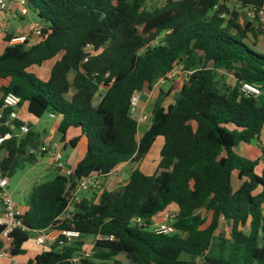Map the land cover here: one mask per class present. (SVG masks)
Listing matches in <instances>:
<instances>
[{"label":"trees","instance_id":"trees-1","mask_svg":"<svg viewBox=\"0 0 264 264\" xmlns=\"http://www.w3.org/2000/svg\"><path fill=\"white\" fill-rule=\"evenodd\" d=\"M26 2L41 31L0 55V107L13 93L33 120L46 114L59 120L61 143L77 128L87 144L69 175L57 169L32 184L10 256L26 254L32 231L59 228L96 237L84 264H264V166L258 170L259 159L238 152L241 144H261L264 129V102L243 89L264 87L258 16L264 0H166L152 10L146 0ZM52 60L47 80L30 71ZM179 66L190 72L188 79L179 90L174 82L167 93L158 92L151 125L139 137L130 113L133 93L150 97L158 79ZM7 131L14 130L0 126V133ZM36 135L30 129L1 147L8 179L37 161L29 146ZM80 136L69 140L72 148ZM158 137L164 140L160 161L147 175L139 167ZM126 161L134 168L121 188L93 191L70 220L59 219L80 180L105 178ZM172 206L175 233L153 232V218ZM134 218L142 224L133 225ZM221 221L228 234L219 231ZM83 245L53 244L26 264H71Z\"/></svg>","mask_w":264,"mask_h":264},{"label":"built area","instance_id":"built-area-1","mask_svg":"<svg viewBox=\"0 0 264 264\" xmlns=\"http://www.w3.org/2000/svg\"><path fill=\"white\" fill-rule=\"evenodd\" d=\"M0 12H6L12 17H25L30 13V9L26 0H0ZM250 19L254 18V13L247 12ZM260 25L264 27V9L258 11ZM41 31V24L39 22L30 21L28 26L23 32L17 35H13L9 40V45L23 44L30 39H35ZM190 72H184L179 69H173L167 72L164 76L160 77L155 83L152 92L159 87L164 86L168 82L177 81L183 83L188 79ZM244 91L251 93L255 96L260 94V90L257 86L251 84L243 85ZM141 95L138 92H134L131 98L130 113L132 115L139 114L138 122L146 120L147 116L139 111V103ZM20 97L13 93H8L3 97L1 111H0V126L10 127L13 132L7 131L0 133V165H1V147L6 141L13 139L14 137H23L28 134L30 127L23 123L19 126L15 125V120L18 118V109L20 107ZM6 112V116L3 114ZM54 117L53 115H51ZM31 149V148H30ZM39 154L48 155L52 165L56 169L60 170L63 174L69 175L70 170L66 168V163L63 158V154L60 151H49L46 146H39L36 150ZM31 149V153L36 152ZM9 179L4 176L0 168V198L2 202V208L0 211V263L4 259H13L10 256L8 250L12 242V234L18 228H23L22 210L17 206L13 200L11 194L8 191ZM103 178L94 174L79 181L75 190L70 193L67 201V205L60 215V220H70L73 214L77 211V205L81 202L82 192L100 193L103 191ZM160 222H152L151 229L157 234L171 235L175 233L173 227L174 220L176 218V212L165 211L161 213ZM142 220L140 218H134L132 220L133 225H141ZM34 243L37 246L48 245L49 243L57 244L58 247L64 245H72L75 242L81 241V233L73 229H59V228H46L41 230H34ZM92 251L82 250L72 257L71 264H84L83 260H87L91 257ZM16 262V260H15Z\"/></svg>","mask_w":264,"mask_h":264},{"label":"crops","instance_id":"crops-1","mask_svg":"<svg viewBox=\"0 0 264 264\" xmlns=\"http://www.w3.org/2000/svg\"><path fill=\"white\" fill-rule=\"evenodd\" d=\"M243 12L245 15H247V11H243ZM30 14L31 13H29L25 17H12L6 12H0V39L2 41L1 42L2 46L0 45V55L3 53L6 46L9 45L6 41H4L5 36L8 34L17 35V34H20L21 32H23L25 30V28L28 26L29 22L33 21L30 18ZM15 19L18 20V24L12 26L10 21L15 20ZM33 22H38V21H33ZM55 61L56 60L49 61L50 64L48 66H46L45 65L46 63H45L41 67H32L30 69V71H32V69H35L36 72H34V71H32V72H34L39 78H41L43 80H47L49 77V74H50V70H51L52 66L54 65ZM181 68L182 67L179 66L177 69L181 70ZM42 69L45 71L44 72L45 74L43 76L38 75L37 70L41 71ZM225 74H226V76H228V78H231V76L228 73H225ZM174 82L177 83V81H174ZM174 82H172V84ZM180 85H181V83H180ZM162 88H163V86L159 87L156 91L154 90L151 93L150 97H142L141 96V99L142 98L146 99L145 102L139 103V111L142 112V114H144L146 116L148 115L146 112L147 107L151 104L154 105L156 98L158 97L157 92L160 91ZM258 88L260 90V94L258 96L261 98L263 96L264 87H258ZM72 94H73V92L69 93V96H71ZM1 99H2V94L0 93V103H1ZM0 111H1V107H0ZM151 111H150V114H151ZM17 113H18V119L20 121H22V123L27 124L31 130H32V127H31L29 121H34L37 123L42 119L41 118L39 121L33 120L27 112L26 105H21L19 107ZM48 118L52 121L53 124H52L51 130L49 132H46V130H42L43 135H44L43 138H41L40 133L37 132L36 136H38V140L40 142L39 146H46V147H48L49 151L57 150V151L62 152V154L65 152L67 147H69L74 153L72 156L66 157V159H64V161L66 163V168L68 170L72 171L74 169V167L76 166V164L85 155L86 144H87L86 138L83 136H80V130L79 129L70 128L67 132L65 143H61L60 142V134L57 131L59 120L56 119L55 117H52L51 115H48ZM150 125H151V119L148 120V116H147L146 120H144L142 122H138V136L141 137L142 134L150 127ZM53 130H55L58 134V139H57L58 141L55 143H53V141L55 139L54 136L52 135ZM78 136H80V139L77 143V147L72 148L69 145V140L74 138V137H78ZM260 139H261V144L254 142V143L249 144V145L241 144L238 147V152L240 153V155L247 157L249 159H259L260 160V165L257 168L258 170L262 169V167L264 166V156L262 155V150L258 148V147H260V148L264 147V129L261 132ZM163 143H164V140L162 137L156 138V140L153 143L149 153L144 158V160L141 162L139 168L145 174L152 175L156 171L158 164H159V161H160V151H161V148L163 146ZM52 147H53V150H51ZM39 155L41 156L42 154H39ZM44 156H48V155L44 154ZM49 164L52 165L50 159H49ZM52 166L57 171L55 166L54 165H52ZM133 168H134V164L131 161H126V162L119 164L108 176L103 178V185H104L103 189H105L107 191H114V190H118L119 188H121L128 181L129 174ZM82 193L83 194L81 195V197H91L92 196L91 192H82ZM101 193L102 192L98 193V195H100ZM16 204L22 211H25L27 209L26 202L22 205L18 204V203H16ZM168 210L175 212V207L172 206ZM161 218H162L161 213H159L153 218L152 222H160ZM222 224H224L226 226L227 230H229V226L224 221H221V225ZM221 225H220V227H221ZM33 237H34V233L31 232L30 239L28 241L29 244H28L27 248L23 246V248L26 250V254L24 256L13 257V259H4L1 261L0 264H12L15 262V260L17 263L18 259H20V258L23 259V262L27 263V261L29 259H33L36 255L43 252L44 250L42 251L39 246L35 245ZM48 245L51 246L53 244L49 243Z\"/></svg>","mask_w":264,"mask_h":264},{"label":"rangeland","instance_id":"rangeland-1","mask_svg":"<svg viewBox=\"0 0 264 264\" xmlns=\"http://www.w3.org/2000/svg\"><path fill=\"white\" fill-rule=\"evenodd\" d=\"M166 2V0H146L145 2V7L148 9V10H152L156 7H162L164 5V3ZM234 3V2H232ZM30 18L33 20V21H39V18L34 14V12L30 11ZM242 15L243 17L245 18L246 15L244 14V12H242ZM245 15V16H244ZM10 23L12 24V26L14 25H17L18 24V20H11ZM1 39H0V45L2 46L1 44ZM50 63H46L45 65L48 66ZM200 66V65H199ZM202 66V65H201ZM208 66V65H207ZM182 67V66H181ZM32 71L36 72L35 69H32ZM45 71L42 69L41 71L37 70V74L38 75H41L43 76L45 73ZM218 73L219 74H222V75H226L225 73H227L224 69H219L218 70ZM73 77V74H70V79H72ZM178 83V86H177V89L179 90V87H180V83ZM172 86V82H168L166 83L162 90L164 93H167L169 91V89L171 88ZM178 90H174L172 91L169 96H164L167 100L169 99V97H173ZM73 90H71L70 93H72ZM159 92V91H158ZM157 92V94H158ZM257 99L260 103L264 102V92H263V96L260 98L259 96H257ZM166 100V101H167ZM146 99L145 98H142L140 100V103H143L145 102ZM167 102H165L166 104ZM153 108V104L149 105L147 107V116H148V120L151 119V114H150V111L152 110ZM136 119H138L139 115L138 114H134L133 115ZM31 127H32V131L34 132H39L40 133V136L41 138H43V132L42 130H46V132H49L51 130V126H52V121L48 118V114H46L39 122H34V121H29ZM52 135L54 136V141L53 143L57 142L58 140V134L55 130H53L52 132ZM51 135V136H52ZM259 149H261L260 147H258ZM51 150H53V147L51 148ZM73 151L67 147V149L65 150V152L63 153V158L66 159V157H70L73 155ZM49 157L48 156H40L38 154V158H37V161L34 163V164H26L22 169H19L11 178H9V185H8V191L9 193L11 194L13 200L18 203V204H24L26 202V199H27V196H28V193L30 191V188L32 186V184L35 182V181H38V180H42V179H45V178H51L54 173L56 172V170L54 169V167L52 165L49 164ZM83 193H80V195H82ZM220 232H224L226 234H228L229 230H227L226 226L224 224L221 225L220 229H219ZM80 240L83 241L84 245L82 247L83 250H90V251H93V248H94V243H95V240H96V237L93 236V235H81L80 237ZM29 242H26L24 244V247L27 248ZM49 245H42V246H39L40 249L43 251V250H46L48 248ZM185 259H187L185 256H184ZM188 261H191V260H188ZM26 262H23V259H18V262H14L12 264H25Z\"/></svg>","mask_w":264,"mask_h":264},{"label":"water","instance_id":"water-1","mask_svg":"<svg viewBox=\"0 0 264 264\" xmlns=\"http://www.w3.org/2000/svg\"><path fill=\"white\" fill-rule=\"evenodd\" d=\"M103 93H105V92H103ZM39 145H40V142H39V140H38V136H36L31 142H30V148L31 149H33V150H38V147H39ZM157 176H158V174H157Z\"/></svg>","mask_w":264,"mask_h":264}]
</instances>
